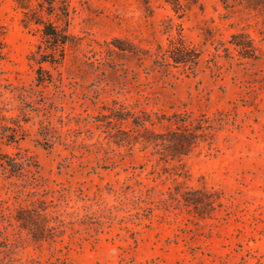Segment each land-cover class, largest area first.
Listing matches in <instances>:
<instances>
[{
  "label": "rangeland",
  "instance_id": "rangeland-1",
  "mask_svg": "<svg viewBox=\"0 0 264 264\" xmlns=\"http://www.w3.org/2000/svg\"><path fill=\"white\" fill-rule=\"evenodd\" d=\"M27 2L66 41L0 0V112L23 132L3 148L32 163L0 168L12 264H264V17ZM178 41L193 67L170 61ZM178 127L201 135L170 155Z\"/></svg>",
  "mask_w": 264,
  "mask_h": 264
},
{
  "label": "trees",
  "instance_id": "trees-1",
  "mask_svg": "<svg viewBox=\"0 0 264 264\" xmlns=\"http://www.w3.org/2000/svg\"><path fill=\"white\" fill-rule=\"evenodd\" d=\"M172 9L178 14H184L185 9L192 5H196L198 0H166ZM225 8L234 11L237 7H248L256 10L258 16L264 17V0H221ZM16 5L22 9H27L24 12V24H29L31 21L41 25L40 30L43 35L49 37L56 45H62L66 41V34L63 33L51 21H44L39 11L31 9L27 0H16ZM48 12V11H47ZM239 44V43H237ZM250 49L246 45H242V50ZM167 54L173 64L191 65L196 64L198 54L194 49L185 45L182 41L171 43L167 49ZM251 56V55H250ZM39 82L43 81L42 77H37ZM4 113L0 112V168L7 171L9 174L16 176L23 175L24 168L29 166L30 161L22 155H13L11 152L4 150L3 145L17 143L19 138L23 137V132L20 125L12 127V123L5 121L8 119ZM185 126V125H184ZM175 136L169 141L170 148L167 149L170 155L186 154L191 146L197 141L201 135L196 131L182 130L171 131ZM3 219L0 212V222ZM0 264H12V249L10 242L4 233L3 226L0 223Z\"/></svg>",
  "mask_w": 264,
  "mask_h": 264
}]
</instances>
